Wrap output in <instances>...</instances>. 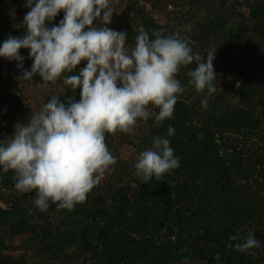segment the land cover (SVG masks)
Masks as SVG:
<instances>
[{
    "label": "trees",
    "instance_id": "trees-1",
    "mask_svg": "<svg viewBox=\"0 0 264 264\" xmlns=\"http://www.w3.org/2000/svg\"><path fill=\"white\" fill-rule=\"evenodd\" d=\"M113 2V0H112ZM158 13L174 12L190 47L200 46L206 58L216 51L214 70L238 87L240 106L218 111L205 97L190 99L178 94L173 116L159 125V109L149 105V135L168 137L180 165L153 177L110 183L98 203L85 216L73 215L56 225L57 209L49 202L46 211L34 204L35 190L15 189V173L0 170V264H264V0H253L248 17L233 12L224 1L145 0ZM25 0H0V44L12 36L26 34ZM172 9H171V8ZM137 25L149 33L167 36L164 26L147 14L138 13ZM61 12L47 26L59 24ZM103 26L98 23L97 27ZM106 27L116 30L111 23ZM29 49H21L24 67L33 63ZM64 73L55 82H43L39 74L20 81L16 61L0 57V140L11 137L18 123H27L51 96L62 102L79 101L64 77L78 74L86 65ZM177 74L181 85L189 82ZM114 133L105 134L111 151ZM254 233L260 247L255 255L229 248V236ZM28 237L34 253L18 251L14 239ZM183 250V251H182ZM50 256V258L48 257ZM63 256L64 260H61Z\"/></svg>",
    "mask_w": 264,
    "mask_h": 264
},
{
    "label": "clouds",
    "instance_id": "clouds-1",
    "mask_svg": "<svg viewBox=\"0 0 264 264\" xmlns=\"http://www.w3.org/2000/svg\"><path fill=\"white\" fill-rule=\"evenodd\" d=\"M23 6L30 9L23 19L26 34H10L0 44V57L17 62L20 81L39 74L43 82H55L87 62L78 74L64 77L73 91L80 90L79 101L65 104L53 95L27 123H18L11 137L0 140V170L14 171L17 191L37 192L34 204L40 211L50 201L57 209L72 210L99 185L115 163L106 133L133 132L138 119L146 122L152 115L149 105L159 109L157 125L173 116L178 94L185 90L176 78L182 67L196 62L187 73L188 83L197 92L207 89L203 107L216 92L217 49L204 58L193 54L187 36L154 32L150 39L143 27L135 45L126 46V32L105 26L112 22V0H25ZM61 12L59 24L48 27ZM21 49L30 50V70L24 67ZM174 134L169 126L168 137ZM168 137H154L152 147L139 154L134 167L143 183L179 167ZM228 239L235 242L228 247L242 253L255 255L250 250L260 247L251 231Z\"/></svg>",
    "mask_w": 264,
    "mask_h": 264
},
{
    "label": "rangeland",
    "instance_id": "rangeland-1",
    "mask_svg": "<svg viewBox=\"0 0 264 264\" xmlns=\"http://www.w3.org/2000/svg\"><path fill=\"white\" fill-rule=\"evenodd\" d=\"M217 4H222L230 8L233 12L248 17L250 13V7L253 0H211ZM112 7L114 9V14L112 18V25H115L116 31L126 32L127 41L126 46H134L135 38L139 34V26L137 25V20L139 16L138 13L147 14L152 17L155 23L164 26L167 35L173 33H179L180 36L184 34V29L182 28L179 19L176 17L174 12H169L168 14L158 13L152 9L151 5L145 2V0H113ZM171 8V7H170ZM172 9V8H171ZM200 46L197 45L192 50L193 54L199 53ZM185 77L186 72L184 67L181 68L180 72ZM190 79V78H186ZM181 85L185 90L181 93L184 97H190L193 99L195 97L207 96V89L204 92H197L194 87L190 86L189 83L184 82ZM214 85L216 87V92L208 97V100L212 101L213 106L218 111H230L240 106L238 99V87L230 84L226 79H224L220 74H217V78L214 80ZM151 109L153 116V110ZM149 118V119H150ZM149 119L145 122L138 119L137 125L133 132L123 133L115 132L111 141V151L115 158V163L110 165L109 170L104 174L103 179L99 185L95 186L87 195V199L83 203H78L72 210L64 209L62 212H56L52 216L51 220L56 225L61 224L62 220L73 215L76 219L79 218V214L82 211V215L85 216L87 209L93 207L98 203L100 195H103L102 190L106 189L110 183H122L126 184L128 182L136 184L140 177L135 174V163L138 160L139 154L152 147L153 141L149 135ZM14 244L18 247V251H28L34 253L31 250V245L28 243V237H18L14 239ZM50 258V256H48ZM61 260H64L63 256H60Z\"/></svg>",
    "mask_w": 264,
    "mask_h": 264
}]
</instances>
